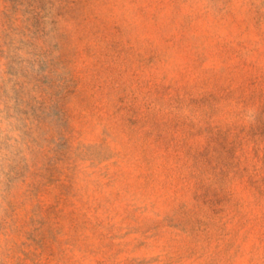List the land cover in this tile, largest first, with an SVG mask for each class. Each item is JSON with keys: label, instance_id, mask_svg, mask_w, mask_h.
Wrapping results in <instances>:
<instances>
[{"label": "rangeland", "instance_id": "374dc122", "mask_svg": "<svg viewBox=\"0 0 264 264\" xmlns=\"http://www.w3.org/2000/svg\"><path fill=\"white\" fill-rule=\"evenodd\" d=\"M0 264H264V0H0Z\"/></svg>", "mask_w": 264, "mask_h": 264}]
</instances>
